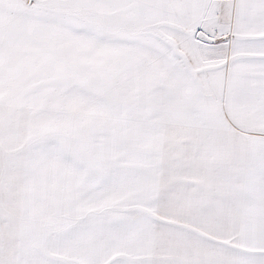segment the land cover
Masks as SVG:
<instances>
[{
	"label": "snow or ice",
	"instance_id": "obj_1",
	"mask_svg": "<svg viewBox=\"0 0 264 264\" xmlns=\"http://www.w3.org/2000/svg\"><path fill=\"white\" fill-rule=\"evenodd\" d=\"M0 264H264V0H0Z\"/></svg>",
	"mask_w": 264,
	"mask_h": 264
}]
</instances>
